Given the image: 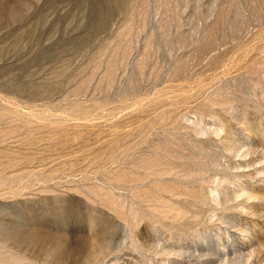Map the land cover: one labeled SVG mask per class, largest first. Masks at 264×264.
<instances>
[{
  "label": "rangeland",
  "instance_id": "374dc122",
  "mask_svg": "<svg viewBox=\"0 0 264 264\" xmlns=\"http://www.w3.org/2000/svg\"><path fill=\"white\" fill-rule=\"evenodd\" d=\"M0 264H264V0H0Z\"/></svg>",
  "mask_w": 264,
  "mask_h": 264
}]
</instances>
